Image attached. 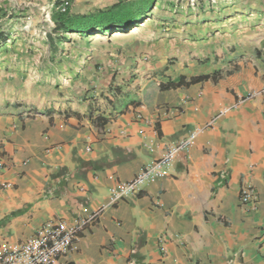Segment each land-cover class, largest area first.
<instances>
[{"label": "crops", "instance_id": "crops-1", "mask_svg": "<svg viewBox=\"0 0 264 264\" xmlns=\"http://www.w3.org/2000/svg\"><path fill=\"white\" fill-rule=\"evenodd\" d=\"M169 5L163 35L118 36L126 44L88 72L85 100L0 109V248L94 216L59 264H264V0L197 15ZM214 72L215 83L158 88ZM114 87L126 97L114 101ZM183 143L161 175L110 203L111 188Z\"/></svg>", "mask_w": 264, "mask_h": 264}, {"label": "rangeland", "instance_id": "rangeland-1", "mask_svg": "<svg viewBox=\"0 0 264 264\" xmlns=\"http://www.w3.org/2000/svg\"><path fill=\"white\" fill-rule=\"evenodd\" d=\"M117 1L68 0L74 13L81 14L107 9ZM7 3L6 12L0 14L3 32L10 38L0 46V103L3 104L0 109L23 104L35 113L48 106L52 110L60 109L77 94L79 99L85 100L87 92L81 89L90 82L88 72L93 69L98 72L108 66L115 58L110 56L111 49L126 44L118 37L126 34L116 33L76 39L50 51L46 35L51 32L54 1L46 0L40 7L28 5L34 0H10ZM170 14L169 2H158L148 18L127 35L132 34L134 38L149 34L158 38L163 35L162 29L167 26L164 20H168Z\"/></svg>", "mask_w": 264, "mask_h": 264}, {"label": "built area", "instance_id": "built-area-1", "mask_svg": "<svg viewBox=\"0 0 264 264\" xmlns=\"http://www.w3.org/2000/svg\"><path fill=\"white\" fill-rule=\"evenodd\" d=\"M59 2L58 9L63 12L69 5L68 0H53ZM156 3L164 1L174 5V13L179 11L197 15L201 10H216L230 4L231 0H155ZM213 124L210 122L209 126ZM188 143L180 144L175 148L165 151L162 157L147 164L130 181L121 183L109 190L111 204L138 193L139 188L148 181H152L161 175L174 162L178 153L185 151ZM3 164L0 163V168ZM8 184L0 185L6 188ZM253 201V194L248 185L240 190V202L248 205ZM95 217L75 224H67L63 221H49L40 226L35 235L29 239L17 243L14 246L0 248V264H59V260L68 254L78 238L79 232Z\"/></svg>", "mask_w": 264, "mask_h": 264}, {"label": "trees", "instance_id": "trees-1", "mask_svg": "<svg viewBox=\"0 0 264 264\" xmlns=\"http://www.w3.org/2000/svg\"><path fill=\"white\" fill-rule=\"evenodd\" d=\"M51 32L46 35L50 51H55L58 45L71 42L76 39L84 40L94 36H111L116 33L127 34L137 28L139 24L148 18L156 7L155 0H118L104 10H96L90 13L81 14L71 11L70 3L61 12L58 9L59 2L53 3ZM70 35L69 37H67ZM8 34L0 32V46L9 41ZM218 72L211 75H200L190 79L183 76L175 80H169L159 84L160 91L186 88L200 82L218 80ZM110 93V94H109ZM108 94L118 98H125L126 95L119 88H109ZM108 97V96H107ZM106 97V98H107ZM113 100H109L111 104ZM107 120L97 118V126H103Z\"/></svg>", "mask_w": 264, "mask_h": 264}]
</instances>
